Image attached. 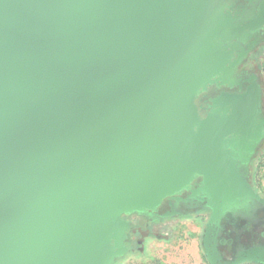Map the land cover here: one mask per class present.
<instances>
[{"label": "water", "instance_id": "water-1", "mask_svg": "<svg viewBox=\"0 0 264 264\" xmlns=\"http://www.w3.org/2000/svg\"><path fill=\"white\" fill-rule=\"evenodd\" d=\"M233 8L0 0V264H111L127 250L121 215L183 190L211 210L216 243L227 212L264 205L244 170L264 142L260 87L220 93L205 115L197 103L238 83L262 23ZM243 261L264 264V246L221 264Z\"/></svg>", "mask_w": 264, "mask_h": 264}, {"label": "rangeland", "instance_id": "rangeland-1", "mask_svg": "<svg viewBox=\"0 0 264 264\" xmlns=\"http://www.w3.org/2000/svg\"><path fill=\"white\" fill-rule=\"evenodd\" d=\"M263 154L264 142L253 156L249 168L244 169L249 172L247 178L251 184L257 161ZM261 191L264 192V188L256 187V192L264 198ZM189 195L179 203H176L174 197L169 198L168 208L164 212L123 213L121 217L129 222L123 235V244L127 250L123 255H118L111 264H209L206 242L208 245L211 244L210 241L216 243L213 238L205 240L211 210L204 207V202L188 199ZM170 210V214H164ZM232 228L243 236L245 242L248 241L247 237L253 239L248 241L249 244L257 240L264 242V205L257 204L246 214L233 215L227 212L222 217L216 243L220 264L230 263L252 249H237L240 244L235 243L239 242L238 239H232ZM257 244L259 245L256 246H264L263 243Z\"/></svg>", "mask_w": 264, "mask_h": 264}, {"label": "flooded vegetation", "instance_id": "flooded-vegetation-1", "mask_svg": "<svg viewBox=\"0 0 264 264\" xmlns=\"http://www.w3.org/2000/svg\"><path fill=\"white\" fill-rule=\"evenodd\" d=\"M234 2V8L232 10L233 13L239 14L242 11H245L246 16L248 17L249 21L256 20L259 16L262 17V23L259 28L251 35L249 38L250 42H253L252 46L249 48L246 58L239 63L236 67L237 73L236 77L237 80L234 86L229 87L226 85H216L212 84L208 86L206 91H203L197 99V103L200 107V113L202 115L206 114V109L208 105L211 103L212 99L218 96L222 92H242L246 90L250 85L255 84L256 86L260 87L261 89V101L264 113V0H232ZM201 177L195 179L192 183L191 189H195L200 185ZM190 190H183L179 197H187L190 194ZM169 199V198H168ZM165 199L162 205L159 207L156 213L164 212L167 208V200ZM263 217V215H262ZM232 220V219H229ZM222 224V223H221ZM223 225V224H222ZM221 225V229H222ZM232 239L236 241L238 239L239 242H235L240 244V250H248L253 248L257 243L264 242L259 240L255 241L254 243L249 244L248 241H252L247 237L245 242L243 240V236H240L237 233V230L232 228ZM214 236V233L211 234V237ZM251 237V235L249 236ZM231 238V236H230ZM242 243V244H241Z\"/></svg>", "mask_w": 264, "mask_h": 264}, {"label": "trees", "instance_id": "trees-1", "mask_svg": "<svg viewBox=\"0 0 264 264\" xmlns=\"http://www.w3.org/2000/svg\"><path fill=\"white\" fill-rule=\"evenodd\" d=\"M258 173L259 174L261 173V175H258ZM251 180H252V186L254 187L255 190H256V187L264 188V154L262 155L261 158L258 159L256 171L255 173H253ZM261 193L264 196V192L261 191ZM240 264H262V263H259L257 261H243Z\"/></svg>", "mask_w": 264, "mask_h": 264}]
</instances>
